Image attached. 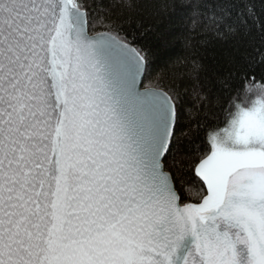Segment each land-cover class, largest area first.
Wrapping results in <instances>:
<instances>
[{"label": "snow or ice", "instance_id": "6c2138e0", "mask_svg": "<svg viewBox=\"0 0 264 264\" xmlns=\"http://www.w3.org/2000/svg\"><path fill=\"white\" fill-rule=\"evenodd\" d=\"M191 16L225 39L256 11ZM116 27L97 0H0V264H264V77L182 127L178 86L141 91L148 54Z\"/></svg>", "mask_w": 264, "mask_h": 264}, {"label": "trees", "instance_id": "16d2710c", "mask_svg": "<svg viewBox=\"0 0 264 264\" xmlns=\"http://www.w3.org/2000/svg\"><path fill=\"white\" fill-rule=\"evenodd\" d=\"M97 2L111 7V18L117 25L113 34L148 54L150 72L143 76L142 87L167 90L178 86L182 127L218 115L217 98H226L243 72H249V79L264 77V0H247L255 5L256 19H248L225 39L207 29L203 19L193 26L192 9L199 6L206 11L211 0H133L132 8L113 6V0ZM193 57L202 64L198 80L189 74L187 61ZM194 85L207 97L206 106L189 113Z\"/></svg>", "mask_w": 264, "mask_h": 264}, {"label": "water", "instance_id": "95a60500", "mask_svg": "<svg viewBox=\"0 0 264 264\" xmlns=\"http://www.w3.org/2000/svg\"><path fill=\"white\" fill-rule=\"evenodd\" d=\"M142 79H143V77H142ZM138 87L140 88L141 91H143L146 88V87H142V83H139ZM149 88H152V87H149Z\"/></svg>", "mask_w": 264, "mask_h": 264}]
</instances>
